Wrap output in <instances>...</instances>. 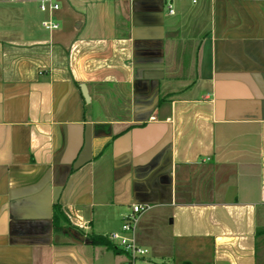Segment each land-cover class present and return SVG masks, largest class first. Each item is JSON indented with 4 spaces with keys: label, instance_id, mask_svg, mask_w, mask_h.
<instances>
[{
    "label": "crops",
    "instance_id": "crops-1",
    "mask_svg": "<svg viewBox=\"0 0 264 264\" xmlns=\"http://www.w3.org/2000/svg\"><path fill=\"white\" fill-rule=\"evenodd\" d=\"M56 1L0 0V264H124L131 204L135 264H264V0Z\"/></svg>",
    "mask_w": 264,
    "mask_h": 264
},
{
    "label": "built area",
    "instance_id": "built-area-1",
    "mask_svg": "<svg viewBox=\"0 0 264 264\" xmlns=\"http://www.w3.org/2000/svg\"><path fill=\"white\" fill-rule=\"evenodd\" d=\"M39 9L47 14V18L42 21V25L47 29H55L58 27L57 21L54 19V12L59 9V3L56 0H39ZM168 11L173 12L172 5H168ZM145 206L141 204H131L129 211L124 215L120 225V229L110 233L107 238L113 245L128 255V260L124 264H135V262L144 257L148 250L140 246L135 240V229L140 214L145 210Z\"/></svg>",
    "mask_w": 264,
    "mask_h": 264
},
{
    "label": "trees",
    "instance_id": "trees-1",
    "mask_svg": "<svg viewBox=\"0 0 264 264\" xmlns=\"http://www.w3.org/2000/svg\"><path fill=\"white\" fill-rule=\"evenodd\" d=\"M60 206L58 204L53 205V225L55 226L56 219L58 215H60ZM89 240L92 244H101L105 245L106 247L112 249L113 251H117L118 249L113 245V243L107 238V236L99 235V234H90Z\"/></svg>",
    "mask_w": 264,
    "mask_h": 264
},
{
    "label": "water",
    "instance_id": "water-1",
    "mask_svg": "<svg viewBox=\"0 0 264 264\" xmlns=\"http://www.w3.org/2000/svg\"><path fill=\"white\" fill-rule=\"evenodd\" d=\"M80 90H81L82 96L84 97L85 101L88 102L89 98H88L87 90L84 84H80Z\"/></svg>",
    "mask_w": 264,
    "mask_h": 264
}]
</instances>
